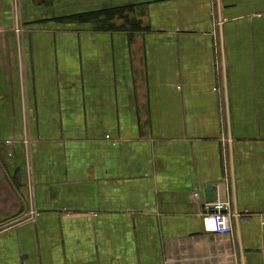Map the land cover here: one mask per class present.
<instances>
[{
    "label": "crops",
    "instance_id": "0c3cea01",
    "mask_svg": "<svg viewBox=\"0 0 264 264\" xmlns=\"http://www.w3.org/2000/svg\"><path fill=\"white\" fill-rule=\"evenodd\" d=\"M0 264H264V0H0Z\"/></svg>",
    "mask_w": 264,
    "mask_h": 264
},
{
    "label": "built area",
    "instance_id": "2783aa9c",
    "mask_svg": "<svg viewBox=\"0 0 264 264\" xmlns=\"http://www.w3.org/2000/svg\"><path fill=\"white\" fill-rule=\"evenodd\" d=\"M193 198H199V191L192 193ZM207 212L203 215L204 228L207 231L216 232L218 234H231L233 232L232 219L235 212L232 209V201L230 196H218L215 199L205 203ZM34 214L35 212H31Z\"/></svg>",
    "mask_w": 264,
    "mask_h": 264
},
{
    "label": "trees",
    "instance_id": "16d2710c",
    "mask_svg": "<svg viewBox=\"0 0 264 264\" xmlns=\"http://www.w3.org/2000/svg\"><path fill=\"white\" fill-rule=\"evenodd\" d=\"M100 13V12H99ZM99 13H90V14H87V15H79L78 18H83V20H87V19H90V21L93 22V25L95 28L97 29H105L106 27H112L113 26V23L110 22V19L112 17H114L116 14H119L121 15L120 12H115V11H111V12H108L107 15L109 16L107 19H103V18H100L99 16H97ZM132 24H135V20L131 21Z\"/></svg>",
    "mask_w": 264,
    "mask_h": 264
},
{
    "label": "rangeland",
    "instance_id": "374dc122",
    "mask_svg": "<svg viewBox=\"0 0 264 264\" xmlns=\"http://www.w3.org/2000/svg\"><path fill=\"white\" fill-rule=\"evenodd\" d=\"M129 15H130L129 13L124 12L122 15H115L114 17H118V18H120L119 16H125V17L128 18ZM97 16H99L100 18H103V19H107V18L109 17V16L107 15V13H105V12L99 13Z\"/></svg>",
    "mask_w": 264,
    "mask_h": 264
}]
</instances>
